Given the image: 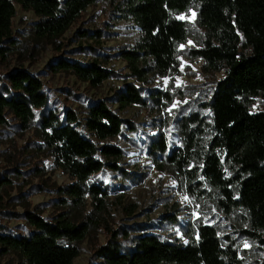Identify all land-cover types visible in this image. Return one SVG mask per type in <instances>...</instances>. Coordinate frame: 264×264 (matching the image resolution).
Returning a JSON list of instances; mask_svg holds the SVG:
<instances>
[{
    "label": "trees",
    "instance_id": "trees-1",
    "mask_svg": "<svg viewBox=\"0 0 264 264\" xmlns=\"http://www.w3.org/2000/svg\"><path fill=\"white\" fill-rule=\"evenodd\" d=\"M95 3L96 0H0V54L6 57L18 50L13 35L16 4L40 18L33 27L37 38L56 44ZM195 3L200 7L199 24L205 39L201 48L191 51V56L201 59L209 72H225L208 103L212 136L201 141L206 124L197 113L180 122L182 147L171 150L165 136L158 134L149 143L148 152L180 171L186 154L201 153L204 183L222 193L227 211H246L252 227L264 233V109L252 111L256 100L264 102V0H127L126 12L138 24L143 37L133 49L123 50L118 56L141 83L177 71L179 47L187 43L189 28L174 16L187 12ZM82 35L93 38L95 34L85 31ZM49 66L53 73H72L94 87L118 76L98 60L83 64L61 58ZM165 98L169 94L159 89H152L146 96L143 88L133 83L116 93L121 108L148 107L150 102L158 108ZM11 118L27 129L37 120L42 148L53 158L54 168L75 181L59 188L58 193L66 198L63 205L81 208L91 199L93 212L88 216L91 222H76L68 212L52 221L27 212L30 231L20 236L8 234L0 223L3 254H17L21 264H75L93 217L107 211L109 192L90 180L105 167L121 171L118 163L124 151L85 137L75 111L60 113L49 108L42 81L24 69L0 75V127L7 126ZM85 125L100 141L123 136L125 126L133 129L103 100L86 109ZM230 167L238 168L237 190L227 177ZM190 180L194 178L190 176ZM99 255L102 264H245L238 250L225 245L218 231L206 225L192 229L187 244L144 234L129 246L121 244L119 236L112 232Z\"/></svg>",
    "mask_w": 264,
    "mask_h": 264
},
{
    "label": "rangeland",
    "instance_id": "rangeland-1",
    "mask_svg": "<svg viewBox=\"0 0 264 264\" xmlns=\"http://www.w3.org/2000/svg\"><path fill=\"white\" fill-rule=\"evenodd\" d=\"M126 5L127 0H96L52 44L38 39L33 30L40 18L16 4L13 35L18 50L6 57L0 54L1 76L21 69L30 72L42 81L49 108L60 113L75 111L80 118L79 130L85 137L98 145L113 144L124 151V158L118 163L121 171L105 167L90 180L109 192L107 211L93 217L75 264H102L99 250L107 244L112 232L119 236L121 244L129 246L144 234L187 244L192 229L200 225L214 227L225 245L231 244L238 250L245 264H262L264 233L252 227L246 211H227L222 193L204 183L201 153L186 154L180 171L148 152L149 143L158 134L165 136L171 150L182 147L180 122L197 113L205 118L206 124L201 141L206 142L212 136L208 103L225 72H209L201 59L191 56V51L201 48L205 39V31L199 24V5L195 3L187 12L174 16L189 28L187 43L179 47L178 70L145 83L132 77L126 61L118 56L123 50L133 49L143 37L138 24L128 16ZM85 31L95 37H83ZM61 58L83 64L98 60L118 76L94 87L72 73H53L50 63ZM129 83L142 87L146 96L152 89H159L169 94V98L158 108L153 102L148 107L121 108L116 93ZM101 100L129 121L133 129L125 126L123 136L97 139L85 125V111ZM263 109L264 102L256 100L252 111ZM53 165V158L42 148L37 120L28 129L12 118L7 126L0 127V223L8 234L29 233L27 212L50 221L68 212L76 222H91L88 218L93 212L91 199L81 208L63 205L66 198L58 190L75 181ZM237 174L238 168L227 169L235 190L239 187ZM190 176L194 178L192 182ZM0 264H21V259L15 253L3 254L0 247Z\"/></svg>",
    "mask_w": 264,
    "mask_h": 264
}]
</instances>
